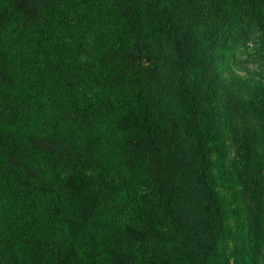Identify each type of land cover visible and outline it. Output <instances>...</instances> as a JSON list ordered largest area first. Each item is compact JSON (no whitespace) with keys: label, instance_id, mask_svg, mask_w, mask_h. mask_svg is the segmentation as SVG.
Here are the masks:
<instances>
[{"label":"trees","instance_id":"trees-1","mask_svg":"<svg viewBox=\"0 0 264 264\" xmlns=\"http://www.w3.org/2000/svg\"><path fill=\"white\" fill-rule=\"evenodd\" d=\"M252 29L264 66V0H0V264H207L209 68Z\"/></svg>","mask_w":264,"mask_h":264},{"label":"rangeland","instance_id":"rangeland-1","mask_svg":"<svg viewBox=\"0 0 264 264\" xmlns=\"http://www.w3.org/2000/svg\"><path fill=\"white\" fill-rule=\"evenodd\" d=\"M260 46L261 33L252 29L233 45L217 47L209 68L210 104L204 119L214 138L207 144L212 147L208 176L221 207L222 233L207 264H264V197L249 198L251 181L242 163L244 134L264 121ZM258 100L256 110L252 104ZM261 175L264 180V168Z\"/></svg>","mask_w":264,"mask_h":264}]
</instances>
